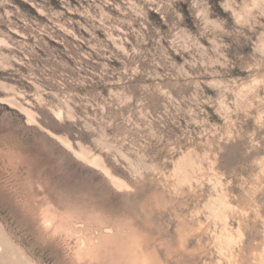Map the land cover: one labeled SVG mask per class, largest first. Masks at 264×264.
<instances>
[{
  "label": "rangeland",
  "instance_id": "obj_1",
  "mask_svg": "<svg viewBox=\"0 0 264 264\" xmlns=\"http://www.w3.org/2000/svg\"><path fill=\"white\" fill-rule=\"evenodd\" d=\"M261 11L0 0V264H264Z\"/></svg>",
  "mask_w": 264,
  "mask_h": 264
},
{
  "label": "bare ground",
  "instance_id": "obj_2",
  "mask_svg": "<svg viewBox=\"0 0 264 264\" xmlns=\"http://www.w3.org/2000/svg\"><path fill=\"white\" fill-rule=\"evenodd\" d=\"M20 108L23 110V111H25L26 112V114H27V116H28V118H29V120H35V114H34V112L32 111V110H30L29 108H26V107H23V106H20ZM57 115H61V112L60 113H57ZM53 136H55V137H57L62 143H64L68 148H70L71 150H74V148H73V146H72V144H71V142L66 138V137H64V136H61V135H58V134H55V133H53V132H50ZM74 152L79 156V157H81L83 160H85L86 162H88V163H91L92 165H95V166H98V167H100L104 172H105V174L109 177V179L116 185V186H118V187H128V184L124 181V180H122L121 178H119V177H117V176H115L112 172H111V170L105 165V163H104V161L102 160V158L99 156V155H95V154H92L88 149L86 150L85 148H82L81 150H74ZM185 157V156H184ZM182 159V158H181ZM180 160V159H179ZM185 160H186V158H185ZM185 160H183V161H185ZM181 161V160H180ZM177 162H179V161H177ZM184 164H186V162L185 163H183V165ZM176 165H178V163L176 164ZM179 168V167H178ZM183 168H184V166H183ZM181 169V168H180ZM183 170V169H182ZM179 171V170H178ZM181 171V170H180ZM179 171V172H180ZM184 171H186L185 169H184ZM223 203V202H222ZM219 207V206H218ZM218 207H216V210H217V208ZM213 208H214V206H213ZM215 210V209H214ZM219 211V210H218ZM96 215V214H95ZM51 220V219H50ZM49 222V221H48ZM226 237H228V236H226ZM121 239V238H120ZM224 239H226V238H224ZM228 239V238H227ZM226 239V240H227ZM230 240L232 239L231 238V236H230V238H229ZM228 241V240H227ZM78 243V242H77ZM86 248V247H85ZM84 256V255H83ZM94 260V259H93Z\"/></svg>",
  "mask_w": 264,
  "mask_h": 264
},
{
  "label": "snow or ice",
  "instance_id": "obj_3",
  "mask_svg": "<svg viewBox=\"0 0 264 264\" xmlns=\"http://www.w3.org/2000/svg\"><path fill=\"white\" fill-rule=\"evenodd\" d=\"M252 7L256 9H264V0H252ZM264 19V11L258 13Z\"/></svg>",
  "mask_w": 264,
  "mask_h": 264
}]
</instances>
